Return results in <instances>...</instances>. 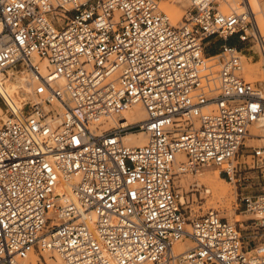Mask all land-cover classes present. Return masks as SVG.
<instances>
[{"label":"built area","instance_id":"built-area-1","mask_svg":"<svg viewBox=\"0 0 264 264\" xmlns=\"http://www.w3.org/2000/svg\"><path fill=\"white\" fill-rule=\"evenodd\" d=\"M257 21L249 0H189L177 24L159 0H0V73L28 79L24 119L0 120V264H264V190L240 162L264 177ZM203 168L246 185V224L189 212L177 174Z\"/></svg>","mask_w":264,"mask_h":264},{"label":"bare ground","instance_id":"bare-ground-1","mask_svg":"<svg viewBox=\"0 0 264 264\" xmlns=\"http://www.w3.org/2000/svg\"><path fill=\"white\" fill-rule=\"evenodd\" d=\"M232 8L236 9H243L244 7V0H226ZM256 15H257V22L261 31V34L264 36V0H249ZM167 8L168 11H165L169 14L172 18L174 24L180 22L184 17V12H182L181 17L175 14L176 8L172 5H169L165 1L163 4V8ZM1 26V24H0ZM253 52L250 55H247L246 52ZM259 51V46L256 44L254 46L248 47L243 54V57L247 59V65L245 67V76L252 81H264V66H261V60L258 62H252V58L256 52ZM260 53V52H259ZM261 54V53H260ZM264 62V60H263ZM5 79V80H4ZM28 79L26 77H19V76H12L11 77H4L0 75V97L4 100V102L8 105L9 109L11 110V114L15 115L19 119H24V114L22 115L21 111L23 109V105L25 104L26 99L28 98L26 95L24 98L22 97L23 94H26L28 89ZM21 92V93H20ZM59 109L62 110V106L59 105ZM125 118L129 121H142L146 118V111L142 104H136L132 108L126 110L124 112ZM9 115L6 114L2 107H0V118L6 119ZM125 140L129 145H145L147 143V137L143 132H130L126 135ZM251 144H259L260 141L255 138L250 140ZM178 160H184V155L179 154ZM200 175V174H199ZM183 176L184 175H179ZM186 176V175H185ZM203 176V175H202ZM219 170H214L213 172L209 171L205 173V179L203 180L205 184L211 185V190L213 191V196L224 199L230 198L231 192L228 187V180L224 177H219ZM178 177V176H177ZM181 178L182 186L187 185L188 179ZM199 177V176H198ZM220 178V182H216V179ZM178 179V178H177ZM201 180V179H200ZM193 184V183H192ZM206 184V185H207ZM187 189V188H185ZM210 191V190H209ZM232 191V190H231ZM183 198H185L186 190H182ZM233 196V195H232ZM187 197V196H186ZM232 198V197H231ZM218 199V200H219ZM225 201V200H224ZM230 201V200H229ZM227 202V201H226ZM223 203V200H222ZM211 211V210H209ZM233 218V217H232ZM231 221L235 219H230ZM237 222V220L235 221ZM186 244L177 243V249H183ZM47 254H50L51 251L46 250ZM55 254V259L49 262V264H65L64 260L59 254ZM33 264H39V257L36 254H32L30 257ZM28 261H26L27 263Z\"/></svg>","mask_w":264,"mask_h":264},{"label":"rangeland","instance_id":"rangeland-1","mask_svg":"<svg viewBox=\"0 0 264 264\" xmlns=\"http://www.w3.org/2000/svg\"><path fill=\"white\" fill-rule=\"evenodd\" d=\"M165 1L167 3H169V5H172L176 8V12H174V13L179 15V17H181L182 12H184V16L186 15L187 9L189 7V0H159L161 8L164 11H168L167 8H165V7L163 8V4L165 3ZM249 47H251V46H249ZM213 51H214V49L212 46H210L207 50L208 53H213ZM252 53H253L252 51L246 52L247 55H250ZM243 54H245V52H243ZM251 60H252V62H258L259 60H261V66L262 67L264 66L263 57L259 53V51L256 52V54H254V56ZM243 62H244V69H245V67L247 65V59L244 57H243ZM244 72H245V70H244ZM0 75L4 76V77H11V75L16 76V77L17 76L24 77V75L21 73H14L11 75L0 73ZM25 95L26 94H23L22 97L24 98ZM0 107H2L4 112L6 114H8L9 116L13 115V114H11L12 112L9 109L8 105L4 102V100L1 97H0ZM26 107H27V105L25 104V105H23V109L20 110L22 115L25 113L24 111H25ZM1 119L2 118H0V120ZM244 154H245V156L240 158V162L249 163L247 166V169L244 170L245 173H243L245 178H247L245 180V184L246 185L249 184L248 188H249V190H252V191L264 190V177H262L260 171H258L256 168H250L253 165L252 158L248 157L247 152H245ZM214 170H217V169H215V168H203L199 172H187V173L179 172L177 174L178 179L176 178V181H177V186L180 189V192L182 193V190L183 191L186 190L184 199L186 200V202H188L187 200H189V202H188L189 212L191 211L192 215L194 216V215L204 214L206 212H209V210H211V211L213 210V211L219 212L221 216H223L229 220L235 219L232 222H235L237 220V223L238 222L239 223L245 222V224H246V222L248 220H250L252 215L247 213V212H243V205L241 204L240 199H239V194L241 193L242 188H245L246 185L240 186L239 184L230 183L228 181L227 185L229 187L231 195H230V198L228 197V198L222 199L223 200V203H222L221 199L215 197V195L213 196V191L211 190V185H208L207 183H206L207 184L206 185L205 182L203 181L205 179L204 178L205 173H207L209 171L213 172ZM179 175H184V177L183 176L179 177ZM182 177L189 180L187 185L182 186L181 181H180ZM219 177L221 178L224 176L220 175ZM220 178H217L216 182H220L221 181ZM185 188H187V189H185ZM180 243L184 244L185 242H180ZM36 255L39 257V264H49V262L52 261V259H55L54 252L47 254L45 252V250H42L41 252H39ZM30 259L27 262V264H33L32 260H30Z\"/></svg>","mask_w":264,"mask_h":264},{"label":"crops","instance_id":"crops-1","mask_svg":"<svg viewBox=\"0 0 264 264\" xmlns=\"http://www.w3.org/2000/svg\"><path fill=\"white\" fill-rule=\"evenodd\" d=\"M218 51V48H214V51H213V53H215V52H217Z\"/></svg>","mask_w":264,"mask_h":264}]
</instances>
